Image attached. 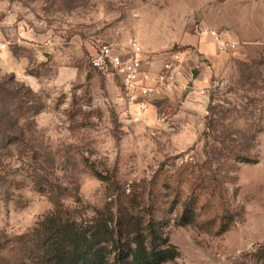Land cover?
<instances>
[{
  "label": "rangeland",
  "instance_id": "374dc122",
  "mask_svg": "<svg viewBox=\"0 0 264 264\" xmlns=\"http://www.w3.org/2000/svg\"><path fill=\"white\" fill-rule=\"evenodd\" d=\"M12 28L47 39L16 52L39 84L0 69V264H50L30 251L43 219L107 210L160 224L178 251L162 264H264V0H0V40ZM203 29L236 48L204 49ZM131 39L148 59L191 51L185 91L133 121L89 64L95 44ZM65 53L83 67L67 81Z\"/></svg>",
  "mask_w": 264,
  "mask_h": 264
},
{
  "label": "trees",
  "instance_id": "16d2710c",
  "mask_svg": "<svg viewBox=\"0 0 264 264\" xmlns=\"http://www.w3.org/2000/svg\"><path fill=\"white\" fill-rule=\"evenodd\" d=\"M93 171L107 179L94 168ZM39 225L42 236L34 243L37 249L30 251L50 264H162L178 254L174 245H165L160 224L149 220L143 226L127 213L117 222L110 210L79 222L51 215ZM253 256L264 262V242Z\"/></svg>",
  "mask_w": 264,
  "mask_h": 264
},
{
  "label": "built area",
  "instance_id": "2783aa9c",
  "mask_svg": "<svg viewBox=\"0 0 264 264\" xmlns=\"http://www.w3.org/2000/svg\"><path fill=\"white\" fill-rule=\"evenodd\" d=\"M209 33L218 49L236 48V41L223 38L216 30H202L201 34ZM9 42L0 40V51L6 50ZM191 51L173 50L165 52V60L158 72L144 69L148 58L143 46L137 39H131L126 45L109 42L95 44L89 57L92 70L106 76H112L119 86V100L123 104L130 120H139L155 108V99L164 86L171 87L180 69V64ZM150 56L159 53L150 52ZM204 95V90H199Z\"/></svg>",
  "mask_w": 264,
  "mask_h": 264
},
{
  "label": "crops",
  "instance_id": "0c3cea01",
  "mask_svg": "<svg viewBox=\"0 0 264 264\" xmlns=\"http://www.w3.org/2000/svg\"><path fill=\"white\" fill-rule=\"evenodd\" d=\"M12 31L9 34H6L4 36V41L9 42L8 50L6 49L3 51H0V55L5 59L0 61V69L9 71L14 73L15 76L20 78L23 81H26L27 83L35 86L39 84V77L37 76L36 73H33L29 67H30V59L29 56L25 54L21 55L16 53L18 49L20 51H29L27 48H32L37 46L43 48V42L47 39L45 35H39L34 33V31L29 28L27 30H20L19 28H12ZM8 35V36H7ZM214 42L211 41V43H207L203 46L204 49L211 50L213 48L212 46ZM216 47V46H215ZM39 49V51H40ZM33 52V50H30ZM41 52V51H40ZM46 53V52H44ZM92 53V52H91ZM191 54V53H190ZM189 54V55H190ZM47 55V54H46ZM146 57V55H145ZM65 58L68 63H65V65L62 67L61 75H62V80L67 81L72 78L77 77L79 74H81L83 67L78 66L77 64H74V60L70 59L69 54L65 53ZM189 58H186L183 60L180 64V69L176 73V78L174 83H172L171 87L164 86V88L160 91V94L157 95V99L161 97H166V96H172L176 97L178 96L181 92L185 91V87L182 88L180 85H185L186 81H188L189 76L186 74V71L188 70V64L186 61ZM165 60V57L163 56L162 58L157 56H152V58L147 59L146 62L144 63V69L149 70L152 72H158L163 65V62ZM92 69V68H91ZM94 71V70H93ZM196 74V71H194V75ZM108 78L113 81V83H116L114 78L112 76H108ZM199 77L194 78L195 83L197 86L203 85V80L198 79ZM117 84V83H116ZM189 89H186V92H188ZM190 95L185 96L181 100L180 104V110H177V112L174 113V117H176L179 121H183L185 123V120L187 117L189 118L191 115L190 113H187L185 108L189 107L191 105V102L189 101ZM155 103V101H154ZM154 108L150 109V112L153 111Z\"/></svg>",
  "mask_w": 264,
  "mask_h": 264
}]
</instances>
